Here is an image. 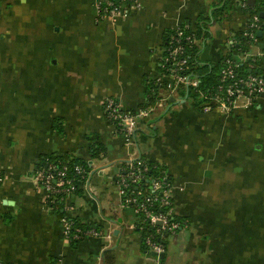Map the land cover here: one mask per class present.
I'll return each mask as SVG.
<instances>
[{
  "label": "crops",
  "instance_id": "0c3cea01",
  "mask_svg": "<svg viewBox=\"0 0 264 264\" xmlns=\"http://www.w3.org/2000/svg\"><path fill=\"white\" fill-rule=\"evenodd\" d=\"M139 1L128 16L101 20L96 0H0L1 263L155 264L118 188L125 164L142 157L164 166L174 215L187 220L163 237V264H264V93L248 108L206 113L188 86L171 93L162 66L167 40L186 23L200 33V63L218 66L250 12L242 0ZM261 50L264 42L252 45ZM152 83L162 103L127 145L105 101L135 112ZM49 156L88 164L61 212L35 178ZM65 215L102 234L70 241Z\"/></svg>",
  "mask_w": 264,
  "mask_h": 264
},
{
  "label": "built area",
  "instance_id": "2783aa9c",
  "mask_svg": "<svg viewBox=\"0 0 264 264\" xmlns=\"http://www.w3.org/2000/svg\"><path fill=\"white\" fill-rule=\"evenodd\" d=\"M242 7L247 8L246 0H242ZM141 6L139 0H96V12L98 19H115L120 16H128L132 11ZM264 35L262 30L261 17L258 13L250 15L249 21L243 30V39L250 43V47L244 50L242 47L234 50L239 41L234 35L227 40L226 47L229 51H234L235 56L226 57L220 71L219 83L214 91L204 92L200 90V80L191 77L183 71L188 66L189 57L186 55L187 49L184 44L192 46L198 44L199 40L195 32L190 29L189 24L180 25L169 42V55L166 60L172 61L169 76L173 79L169 87L171 93L179 85L192 86L196 88L204 97L201 104L202 110L206 113L219 111L229 114L240 108H248L264 93V73L261 72L263 65L261 56L264 50L258 53L252 52V45L258 44L260 39L258 32ZM246 65L249 72L246 74L240 71L241 66ZM161 100L147 107H143L135 112H127L123 109L122 103L115 98H107L105 101V113L109 123L124 138L127 145L135 142V133L140 123H148L156 109L161 105ZM150 166L140 157L128 161L121 171L118 179L121 205L132 208L140 217L143 223H148L156 227V232L160 238L153 236L146 237V247L154 256L155 264H163L162 255L165 253V245L161 239L165 234H173L180 227L179 221L173 220V181L167 172L161 175H150ZM67 164H59L50 161L49 157L44 159V163L38 167L35 178L49 195L51 204L63 202L66 197L78 189L79 177L87 178V172L82 165H75L72 168ZM3 182V175L0 173V183ZM64 234L70 240H80L89 235L100 236V230L82 228L76 225L73 217L65 215L61 218ZM186 224V223H185ZM109 237V235H108ZM0 264H3L0 262Z\"/></svg>",
  "mask_w": 264,
  "mask_h": 264
},
{
  "label": "trees",
  "instance_id": "16d2710c",
  "mask_svg": "<svg viewBox=\"0 0 264 264\" xmlns=\"http://www.w3.org/2000/svg\"><path fill=\"white\" fill-rule=\"evenodd\" d=\"M263 1L264 0H256L255 5L251 6L248 3V1L246 0L247 6H248L247 9L249 10L250 15L258 13L259 16L261 17L262 30H264V16H262L261 13L262 12L264 13V7L259 8V5H260L259 3L263 2ZM229 8H230V6H228V4H226V3H224L223 5L217 7V9L215 10V15L213 17L217 16L218 14L220 15V13L221 14L224 13ZM195 34H196V37L198 38V40H200L199 39L200 38V33H195ZM233 35L239 40L237 42L234 50H236L237 48L239 49L240 47H242L244 50H246V49H248L250 47V43H248L247 40L243 39V30L235 32V33H233ZM170 39H171V37L167 40L166 51H165V54H164L163 59H162V66L164 67V72L167 73V75L169 74L170 68L172 67V61L171 60H169V61L166 60V57L169 55L168 48H169ZM259 39H260L261 42H264V35H260ZM184 45H185V47L187 49L186 55L189 57V59H188L189 61H188L187 68L183 72L185 74H188L189 76H191L193 78L196 77V78H198L200 80L199 87H198L200 90H202L204 92H207V93L211 92V91H214L215 90L214 88L219 83V78H220L219 74H220V71H221V69L223 67V64H224L223 60L226 57L235 56V53H233L234 51H229L228 53H225L223 55L220 63L218 64V66H214V67H210L209 68L206 65L201 64L200 61H199V52H200L199 43L198 44H194L192 46H189V45H186V44H184ZM240 71H243L246 74L249 72V70L246 67V65L241 66ZM261 72L264 73V69H261ZM160 84L164 88H166L167 85H168V81L165 80V79H162ZM160 84H158V83H152L151 84V88H153L154 91L151 92V94L149 96V101L144 107L152 105V104H154L156 102V99H157V91L156 90L159 88ZM189 94H190L191 97H193V99H195L197 101L198 104H200L201 102L203 103L205 101L204 97L199 93V91L196 88L192 87V86L189 87ZM141 159L145 160L142 157H141ZM49 160L50 161H54V162L59 163V164H64V165L67 164L70 167L71 175H73L72 168H74V166L77 165V164L78 165H82L85 168L86 172L88 173V164H87L86 161H81V160H79L77 158H70L69 156H49ZM145 162L150 166L151 169L149 171V174L152 175V176L153 175H155V176L157 175L158 176V175H161L162 173L167 172L166 169L164 168V166H162V165H160L158 163H153V162H150L148 160H145ZM163 171H165V172H163ZM169 178L171 179L170 176H169ZM85 180H86L85 178H81V177H79L77 179V181L79 183H78V189L75 192L80 190L81 185H83ZM52 205L55 206L59 212H61V208L63 207L64 204L61 201L60 203H54ZM60 215H62V214H60ZM173 220L179 221L181 223V225H183V224H185L187 222V220L182 219V218H180V217H178V216H176L174 214H173ZM74 221H75L76 225L79 226V227H82V228L94 227V228L99 230V228L97 226H94L92 224H89V225L85 226V225L79 223L76 219H74ZM144 225H145L144 231L146 233V237L151 235V236L155 237L156 239L160 238V235L156 232V227H152L148 223H145ZM162 239H161V242L163 243ZM80 240H82V239H80ZM80 240H72V241L75 242V241H80Z\"/></svg>",
  "mask_w": 264,
  "mask_h": 264
},
{
  "label": "water",
  "instance_id": "95a60500",
  "mask_svg": "<svg viewBox=\"0 0 264 264\" xmlns=\"http://www.w3.org/2000/svg\"><path fill=\"white\" fill-rule=\"evenodd\" d=\"M248 3L251 5V6H254L255 5V2L256 0H247ZM262 16H264V13L262 12L261 13ZM258 35L260 36L261 35V31L258 32ZM173 101V98L171 99ZM165 256V253L162 255V258Z\"/></svg>",
  "mask_w": 264,
  "mask_h": 264
},
{
  "label": "rangeland",
  "instance_id": "374dc122",
  "mask_svg": "<svg viewBox=\"0 0 264 264\" xmlns=\"http://www.w3.org/2000/svg\"><path fill=\"white\" fill-rule=\"evenodd\" d=\"M260 5H259V8H261V7H264V1L263 2H260L259 3ZM108 98H111V97H108ZM112 98H115V97H112ZM116 100H118L117 98H115ZM107 100V99H106ZM105 110V109H104Z\"/></svg>",
  "mask_w": 264,
  "mask_h": 264
}]
</instances>
